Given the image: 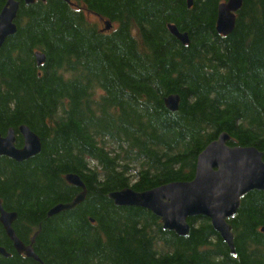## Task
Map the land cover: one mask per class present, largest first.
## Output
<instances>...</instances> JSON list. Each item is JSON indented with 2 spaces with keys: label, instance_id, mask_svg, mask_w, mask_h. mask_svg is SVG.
Here are the masks:
<instances>
[{
  "label": "trees",
  "instance_id": "trees-1",
  "mask_svg": "<svg viewBox=\"0 0 264 264\" xmlns=\"http://www.w3.org/2000/svg\"><path fill=\"white\" fill-rule=\"evenodd\" d=\"M16 1L17 31L0 49V134L13 129L20 148L26 126L41 151L21 163L0 157V200L17 214L21 242L36 234L41 264H264V192L241 197L228 220L234 255L208 219H189L179 237L108 197L191 181L197 156L221 133L264 161V0H242L227 36L215 29L227 0ZM169 95L180 98L176 112L164 105ZM70 174L83 201L47 217L81 192ZM0 247L9 255L0 264H39L18 255L1 226Z\"/></svg>",
  "mask_w": 264,
  "mask_h": 264
},
{
  "label": "water",
  "instance_id": "water-1",
  "mask_svg": "<svg viewBox=\"0 0 264 264\" xmlns=\"http://www.w3.org/2000/svg\"><path fill=\"white\" fill-rule=\"evenodd\" d=\"M23 2L31 5L35 0ZM241 6L242 0H227L218 6L215 26L218 34L227 36L233 32L236 14ZM191 7L192 0H187V8ZM18 10L19 2L6 0L0 12V49L17 31L15 20ZM110 29L111 24L106 22L104 30ZM168 30L180 44L183 46L189 44L187 33L179 32L173 25H169ZM35 60L38 66L45 63V57L40 52L35 54ZM179 103L178 95H169L164 99V105L169 112H176ZM18 133L23 139L21 148L14 145L13 129H9L5 136L0 134V157L21 163L40 153L41 141L26 126H21ZM229 138L227 133H221L201 151L197 156L194 178L189 182H172L144 192L125 188L110 193L108 197L115 206L136 207L149 211L160 220L163 230L173 232L179 237L188 235L189 219L198 217L208 219L214 232L234 255L233 233L228 220L236 214L241 197L252 191L264 192V161L262 153L256 148L230 146ZM65 179L69 185L81 192L72 202L53 207L47 217L74 209L85 197V187L78 176L70 174ZM16 218L17 215L6 212L0 202V224L13 249L17 254L41 264L32 249L36 234L29 245H24L12 228ZM0 255L8 257L1 247Z\"/></svg>",
  "mask_w": 264,
  "mask_h": 264
},
{
  "label": "flooded vegetation",
  "instance_id": "flooded-vegetation-1",
  "mask_svg": "<svg viewBox=\"0 0 264 264\" xmlns=\"http://www.w3.org/2000/svg\"><path fill=\"white\" fill-rule=\"evenodd\" d=\"M20 135V134H19ZM20 137H21V135H20ZM21 140H22V143H23V139H22V137H21ZM15 141H16V135H15ZM0 202H1V206H2V201L0 200ZM2 208H3V206H2ZM4 209V208H3ZM5 210V209H4ZM6 212H8V213H14V212H11V211H8V210H5ZM16 214V213H15ZM17 215V214H16ZM17 219V218H16ZM16 219H15V221L12 223V228H13V230H15L14 228H15V222H16ZM0 226H1V224H0ZM2 227V226H1ZM3 229V228H2ZM8 239V238H7ZM9 240V239H8ZM10 241V240H9ZM11 242V241H10ZM28 245V244H27ZM11 246H12V243H11ZM12 248H13V246H12ZM19 255V254H18ZM9 256V255H8ZM20 256H23V255H20ZM24 257V256H23ZM5 258H7V257H5ZM32 260V259H31ZM35 262V261H34Z\"/></svg>",
  "mask_w": 264,
  "mask_h": 264
},
{
  "label": "rangeland",
  "instance_id": "rangeland-1",
  "mask_svg": "<svg viewBox=\"0 0 264 264\" xmlns=\"http://www.w3.org/2000/svg\"><path fill=\"white\" fill-rule=\"evenodd\" d=\"M90 21L93 22V23H95V22H97V18H95V17L92 16V17H90ZM100 27H102V26H100Z\"/></svg>",
  "mask_w": 264,
  "mask_h": 264
}]
</instances>
